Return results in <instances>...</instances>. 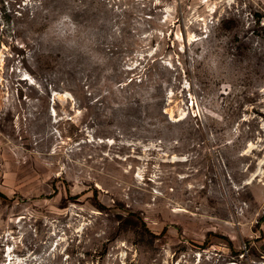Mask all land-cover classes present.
Wrapping results in <instances>:
<instances>
[{
    "label": "rangeland",
    "instance_id": "obj_1",
    "mask_svg": "<svg viewBox=\"0 0 264 264\" xmlns=\"http://www.w3.org/2000/svg\"><path fill=\"white\" fill-rule=\"evenodd\" d=\"M263 215L264 0H0V264H264Z\"/></svg>",
    "mask_w": 264,
    "mask_h": 264
},
{
    "label": "trees",
    "instance_id": "obj_2",
    "mask_svg": "<svg viewBox=\"0 0 264 264\" xmlns=\"http://www.w3.org/2000/svg\"><path fill=\"white\" fill-rule=\"evenodd\" d=\"M1 196L6 197V195L1 193ZM260 221H264V215L260 218Z\"/></svg>",
    "mask_w": 264,
    "mask_h": 264
}]
</instances>
